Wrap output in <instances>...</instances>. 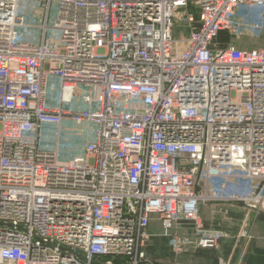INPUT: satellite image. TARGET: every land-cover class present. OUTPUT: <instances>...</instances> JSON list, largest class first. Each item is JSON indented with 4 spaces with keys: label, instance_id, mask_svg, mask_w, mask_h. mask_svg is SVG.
<instances>
[{
    "label": "built area",
    "instance_id": "1",
    "mask_svg": "<svg viewBox=\"0 0 264 264\" xmlns=\"http://www.w3.org/2000/svg\"><path fill=\"white\" fill-rule=\"evenodd\" d=\"M245 27L264 0H0V264H153L154 221L180 253L226 236L205 204L264 217V47L217 41Z\"/></svg>",
    "mask_w": 264,
    "mask_h": 264
},
{
    "label": "crops",
    "instance_id": "2",
    "mask_svg": "<svg viewBox=\"0 0 264 264\" xmlns=\"http://www.w3.org/2000/svg\"><path fill=\"white\" fill-rule=\"evenodd\" d=\"M191 7H193L191 12L195 13L196 9L193 5H190L187 10ZM255 13L257 15V12ZM184 27L188 26L184 25ZM182 34L187 35L188 31ZM223 34L225 33H221L220 36ZM235 45L241 47L240 42H236ZM91 130L90 125L75 124L72 120L65 118L59 125L56 137L53 128L48 127L45 133V140L52 145L58 144L63 155L69 157L81 151L84 143L91 138ZM200 214L209 226L223 229L226 232V236L221 238L218 249L189 247L182 256L180 255L182 258L179 259L182 264H218L220 257H223L221 258L223 262H228L225 264H230L232 258L238 253V248H236L235 244L239 240L241 230L244 227L252 233L254 247L247 248L245 264H264V234H259V227L264 228V217L262 215L247 213L240 204L235 203L205 204L201 206ZM152 228L159 230L156 221L150 226V232ZM159 231L161 233V230ZM151 240L152 245L157 241L154 236H152ZM147 249H151L153 252L156 250V248L151 247ZM178 256L173 257V259H178Z\"/></svg>",
    "mask_w": 264,
    "mask_h": 264
},
{
    "label": "rangeland",
    "instance_id": "3",
    "mask_svg": "<svg viewBox=\"0 0 264 264\" xmlns=\"http://www.w3.org/2000/svg\"><path fill=\"white\" fill-rule=\"evenodd\" d=\"M193 7L189 8L188 11H193ZM186 11H181L179 13V16L175 18V27H174V37L177 38L182 33L189 32L192 27L195 26V22L192 24V27H184L183 20H184V13ZM256 13L253 12L252 9H250L247 6H241L236 9V21L245 22V23H251L256 19ZM218 44L221 46L228 45L229 43H236L240 42L241 48H255V47H264V30L261 31H253L249 28H243V31L240 35L238 34H228L225 33L218 37L217 39ZM155 224V223H154ZM158 227L159 224L157 223ZM159 230L160 227H159ZM157 228H152L151 231V237L148 242V245L146 248H156V250L153 252L151 249L146 250L147 258L153 263L156 264H182V261L179 258H182V254L187 251L189 248L188 246L182 250L180 253H175L173 249L170 246L169 239L162 235ZM178 231L187 234L190 233L189 226L180 224V226L177 229ZM259 234H264V228L259 227ZM249 238L245 240L242 236H240L239 240L236 242V248H238V253L236 256L232 258V262L230 264H245L246 262V254H247V248H254L253 247V236L250 231H248ZM188 235V234H187ZM152 236L157 240L153 245L151 244ZM251 240V241H250ZM220 246V243L218 244V248ZM215 248V249H218ZM179 256H178V255ZM181 255V256H180ZM178 256V259H173ZM219 258V257H218ZM223 257H220L218 259V264H225L228 262H223L221 259ZM170 260V261H168Z\"/></svg>",
    "mask_w": 264,
    "mask_h": 264
},
{
    "label": "trees",
    "instance_id": "4",
    "mask_svg": "<svg viewBox=\"0 0 264 264\" xmlns=\"http://www.w3.org/2000/svg\"><path fill=\"white\" fill-rule=\"evenodd\" d=\"M148 245V244H147ZM147 247V246H146ZM145 251H146V248H145Z\"/></svg>",
    "mask_w": 264,
    "mask_h": 264
}]
</instances>
